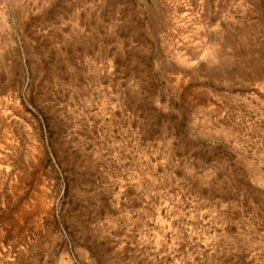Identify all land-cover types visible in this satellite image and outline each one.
<instances>
[{
    "label": "rangeland",
    "instance_id": "obj_1",
    "mask_svg": "<svg viewBox=\"0 0 264 264\" xmlns=\"http://www.w3.org/2000/svg\"><path fill=\"white\" fill-rule=\"evenodd\" d=\"M0 264H264V0H0Z\"/></svg>",
    "mask_w": 264,
    "mask_h": 264
},
{
    "label": "crops",
    "instance_id": "obj_2",
    "mask_svg": "<svg viewBox=\"0 0 264 264\" xmlns=\"http://www.w3.org/2000/svg\"><path fill=\"white\" fill-rule=\"evenodd\" d=\"M156 78L159 82L161 81L159 88L166 100L165 108L170 105V99H173L176 100L179 109L190 110L194 106L195 98L201 88L206 91L211 89V82L209 83L207 80H212V75H158ZM187 129L188 131L182 133V136L196 135V131L193 132L194 128L191 124H188ZM199 136H201V133H199Z\"/></svg>",
    "mask_w": 264,
    "mask_h": 264
}]
</instances>
